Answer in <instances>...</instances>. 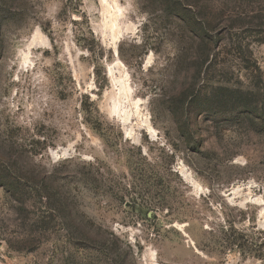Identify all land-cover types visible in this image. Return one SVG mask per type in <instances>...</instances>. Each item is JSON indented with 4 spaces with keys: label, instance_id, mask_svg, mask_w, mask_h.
Listing matches in <instances>:
<instances>
[{
    "label": "rangeland",
    "instance_id": "374dc122",
    "mask_svg": "<svg viewBox=\"0 0 264 264\" xmlns=\"http://www.w3.org/2000/svg\"><path fill=\"white\" fill-rule=\"evenodd\" d=\"M0 264H264V0H0Z\"/></svg>",
    "mask_w": 264,
    "mask_h": 264
},
{
    "label": "trees",
    "instance_id": "16d2710c",
    "mask_svg": "<svg viewBox=\"0 0 264 264\" xmlns=\"http://www.w3.org/2000/svg\"><path fill=\"white\" fill-rule=\"evenodd\" d=\"M235 99H236V100H238V99H239V97H235ZM2 187H5V185H2ZM5 188H6V187H5Z\"/></svg>",
    "mask_w": 264,
    "mask_h": 264
}]
</instances>
